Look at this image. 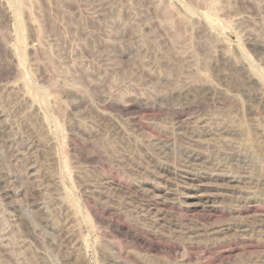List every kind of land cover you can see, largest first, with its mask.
Returning <instances> with one entry per match:
<instances>
[{
	"label": "rangeland",
	"instance_id": "rangeland-1",
	"mask_svg": "<svg viewBox=\"0 0 264 264\" xmlns=\"http://www.w3.org/2000/svg\"><path fill=\"white\" fill-rule=\"evenodd\" d=\"M0 264H264V0H0Z\"/></svg>",
	"mask_w": 264,
	"mask_h": 264
}]
</instances>
